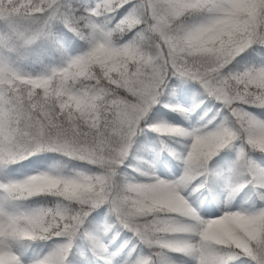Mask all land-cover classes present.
<instances>
[{
	"label": "snow or ice",
	"instance_id": "6c2138e0",
	"mask_svg": "<svg viewBox=\"0 0 264 264\" xmlns=\"http://www.w3.org/2000/svg\"><path fill=\"white\" fill-rule=\"evenodd\" d=\"M0 264H264V0H0Z\"/></svg>",
	"mask_w": 264,
	"mask_h": 264
},
{
	"label": "trees",
	"instance_id": "16d2710c",
	"mask_svg": "<svg viewBox=\"0 0 264 264\" xmlns=\"http://www.w3.org/2000/svg\"><path fill=\"white\" fill-rule=\"evenodd\" d=\"M176 99L180 103L185 104L186 106H190L192 104V102H193L191 97L184 98V97H181V96L177 95ZM165 111H167V110H165ZM172 115L175 116L176 114L173 113ZM164 118L165 119H169L168 117H164ZM180 120H182V118H180L179 120H172L171 122L175 124V123L180 122ZM184 123H185V126H187V122H184ZM155 136H156V134H153V141L150 144V151H153V152L159 147V141L155 139ZM136 155L142 156L144 159H149L150 158L149 156H147L143 152H137ZM161 155H167V153H161ZM169 159H172V158L169 157ZM133 163H136V161H133ZM173 163H175V161H173ZM157 171H159V166L158 165H157ZM165 171L168 173L169 176H172V172H174V170L171 167L165 169ZM175 171H179V169L177 168ZM33 249L35 251H39V249L36 248L35 245H33Z\"/></svg>",
	"mask_w": 264,
	"mask_h": 264
},
{
	"label": "rangeland",
	"instance_id": "374dc122",
	"mask_svg": "<svg viewBox=\"0 0 264 264\" xmlns=\"http://www.w3.org/2000/svg\"><path fill=\"white\" fill-rule=\"evenodd\" d=\"M173 175H179V171H174V172H172V176H173ZM172 176H169V175H168V178H171Z\"/></svg>",
	"mask_w": 264,
	"mask_h": 264
}]
</instances>
